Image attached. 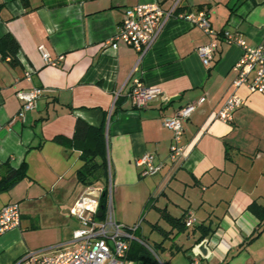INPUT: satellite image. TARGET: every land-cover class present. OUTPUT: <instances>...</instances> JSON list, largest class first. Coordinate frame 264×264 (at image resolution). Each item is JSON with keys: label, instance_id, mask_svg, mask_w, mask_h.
<instances>
[{"label": "crops", "instance_id": "obj_1", "mask_svg": "<svg viewBox=\"0 0 264 264\" xmlns=\"http://www.w3.org/2000/svg\"><path fill=\"white\" fill-rule=\"evenodd\" d=\"M151 3L164 11L174 7L175 15L203 12L215 35L173 16L142 58L123 43L111 48L109 40L124 10ZM225 31L249 47L259 45L264 0H0V38L9 34L18 44L16 65L0 56V180L9 168L25 171L10 189L0 191V209L17 203L21 211L19 227L0 235V264L36 252L37 234H60L69 218L75 220L69 211L88 188L77 181L81 151L52 139L71 138L77 119L105 127L118 205L128 199L140 200L144 209L150 204L146 213L155 215V223L146 216L141 220L158 234L153 227L161 221L157 209L172 217L195 216V226L182 233L185 244L166 246L164 241L160 252L172 257L173 245L180 246L188 264H264V230L249 242L260 222L248 210L253 202L264 206V94L242 87L238 94L244 105L229 122L216 118L233 92L232 67L243 53L222 39ZM212 41L217 47L204 66L196 49ZM40 49L57 64L44 61ZM135 79L162 91L142 109L134 108L127 96ZM33 87L41 88L42 96L19 119L17 93ZM171 98L178 99L167 105ZM201 99L183 122L184 158L171 164L172 134L163 120ZM143 154L164 164L148 183L140 181L135 165ZM130 217L122 208L117 222L129 227ZM74 225L71 236L77 220ZM165 225L167 229L160 226L169 232ZM199 225L209 227L210 235L197 242L200 234L192 231ZM132 235L130 244L136 241ZM173 237L174 232L165 240ZM125 264L140 263L125 258Z\"/></svg>", "mask_w": 264, "mask_h": 264}, {"label": "built area", "instance_id": "obj_2", "mask_svg": "<svg viewBox=\"0 0 264 264\" xmlns=\"http://www.w3.org/2000/svg\"><path fill=\"white\" fill-rule=\"evenodd\" d=\"M173 16L188 20L206 34L215 35L203 12L196 15H175L174 7L164 11L157 3L140 4L124 10L122 20L111 36L109 45L116 49L119 43H123L134 50L139 58H142L153 44L164 23ZM222 39L226 43L238 45L243 51L240 59L232 67L234 73L233 92L216 113L218 120L229 122L234 111L245 103L238 94L239 89L244 87L250 94H264V40L255 47H249L239 36L227 31L222 33ZM216 47L217 43L212 41L196 49L204 66L209 65ZM40 51L44 61L51 65L57 64L58 60L51 59L43 49ZM25 78L30 80L31 73L26 72ZM161 93L160 88L146 87L140 80L135 79L127 96L134 108L142 109ZM41 96L42 89L38 87L18 92L17 97L22 101L18 118L23 119L25 113L35 107ZM201 101L202 99L195 104H187L180 108L174 116L163 120V125L172 134L168 157L171 164L184 158L183 122L190 117L196 105ZM135 165L140 169L142 178L156 175L164 166L163 162L156 163L151 154H143L136 158ZM110 186L109 170V194L104 212L99 208L102 187H88L75 200L69 214L78 221L79 226L73 230L68 244L49 255H43L39 251L28 252L14 264H125L130 240L133 239L132 234L139 228L142 220L131 227L119 224L115 220L110 202ZM99 212H101V216H97ZM20 221L21 211L17 203L2 207L0 209V235L19 227ZM195 224L196 218L193 213H186L185 226L191 228Z\"/></svg>", "mask_w": 264, "mask_h": 264}, {"label": "trees", "instance_id": "obj_3", "mask_svg": "<svg viewBox=\"0 0 264 264\" xmlns=\"http://www.w3.org/2000/svg\"><path fill=\"white\" fill-rule=\"evenodd\" d=\"M17 51L18 44L15 39L9 34L0 38V56L1 59L10 57L9 63L12 65L17 64ZM105 127L102 124L99 127L89 125L87 122L77 119L74 127L73 136L66 138L63 136H55L52 141L65 147H78L81 151L80 160L82 161L81 167L77 170V181L84 187H89L94 184H100L102 193L100 195L99 208L102 212L105 211L108 194H109V167L107 157V142L105 139ZM25 171L19 169L15 170L9 168L0 180V191L10 189L17 183L23 176ZM248 210L259 220L249 242L256 239L264 230V206L258 205L253 202L248 206ZM159 219L165 224L170 226V231H165L159 224H154L153 227L159 232L164 239L162 242L154 245L156 250L162 248L163 242L168 238L169 234L174 232L176 236L185 233L187 227L185 226L186 214L183 213L178 217H172L165 209H157ZM195 226V225H194ZM193 226V227H194ZM138 230H135L134 234ZM198 231L200 236L197 242L205 239L210 235V228L203 227L202 225L196 226L192 232ZM175 247L176 253L180 251V246ZM127 260H134L140 264L153 263L156 260L150 254L149 250L143 243L131 242L130 249L126 254ZM17 261V260H16Z\"/></svg>", "mask_w": 264, "mask_h": 264}, {"label": "rangeland", "instance_id": "obj_4", "mask_svg": "<svg viewBox=\"0 0 264 264\" xmlns=\"http://www.w3.org/2000/svg\"><path fill=\"white\" fill-rule=\"evenodd\" d=\"M153 177H144L141 178L140 181L143 182H149L152 180ZM115 192L116 188H114L112 185L110 186V202L113 210V214L115 217V220H117V213L119 212L120 209L123 208V211L128 213L129 211L131 212V219H134L133 222H129L128 225L129 227L133 226L134 224L138 223L141 219H144L146 216V219L150 223H155V215L152 216L150 213L147 215V211L150 209V204L146 209H144V206L142 205L143 202L140 200H127L123 205H118L115 200ZM144 211V216H141V211ZM140 211V212H138ZM137 213V215H136ZM139 213V214H138ZM136 215V216H135ZM128 216V215H127ZM129 219V218H128ZM69 224L66 226H63L61 228L60 234H44L36 235V252H42L41 254L43 255H49L56 250L53 248L56 246H63L64 243H67V241L71 237V230L72 228L76 227L75 221L76 219H68ZM134 223V224H133ZM159 225L163 226L164 228H168L165 223L162 221H159ZM79 226V225H78ZM136 233V241L143 243L146 248L149 250L150 254L153 256V258L156 260V264H188V254H184L182 252L174 254L172 257L168 255V252H160L159 250H156L154 245L155 243H159L162 241V237L156 232V231H151L149 228V224H147L145 221L142 220L139 228L137 229ZM186 241L185 235L182 236L180 234L179 236H176L175 239H168L165 240L164 245H170L172 243H184ZM185 244V243H184ZM185 247V246H184ZM147 264H153V263H147Z\"/></svg>", "mask_w": 264, "mask_h": 264}, {"label": "water", "instance_id": "obj_5", "mask_svg": "<svg viewBox=\"0 0 264 264\" xmlns=\"http://www.w3.org/2000/svg\"><path fill=\"white\" fill-rule=\"evenodd\" d=\"M177 99H178V98H171V99L168 101L167 105H169L170 103L176 101ZM97 216H101V212H99V213L97 214ZM199 249L202 251V250L204 249V244H201V246H200ZM202 253H203V254L205 253L204 250H203Z\"/></svg>", "mask_w": 264, "mask_h": 264}]
</instances>
